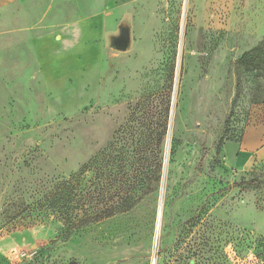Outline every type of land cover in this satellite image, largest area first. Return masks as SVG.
Returning <instances> with one entry per match:
<instances>
[{"label":"rangeland","instance_id":"rangeland-1","mask_svg":"<svg viewBox=\"0 0 264 264\" xmlns=\"http://www.w3.org/2000/svg\"><path fill=\"white\" fill-rule=\"evenodd\" d=\"M263 42L264 0L0 1V264H264V164L227 158L264 120ZM99 155L144 169L137 202L69 230L45 195Z\"/></svg>","mask_w":264,"mask_h":264},{"label":"trees","instance_id":"trees-1","mask_svg":"<svg viewBox=\"0 0 264 264\" xmlns=\"http://www.w3.org/2000/svg\"><path fill=\"white\" fill-rule=\"evenodd\" d=\"M243 60H246L251 69H257L259 72H264V42L256 47L252 54H244ZM167 131V126L161 132L159 137V145L163 143V135ZM141 145L140 147H142ZM203 152L201 163L204 161L206 152ZM137 155L142 156L141 151L136 152ZM117 157V156H116ZM104 158L99 155L86 164L79 171L70 176L69 179L63 180L56 185L53 191L45 195L46 206L53 212H57L63 216L64 225L69 229H76L87 224L102 221V219L117 215V213L129 211L136 204L137 200L133 197H123L121 194L129 193L133 187L132 183L138 173H143V168L139 166L128 165V169L121 167L122 159L116 160L112 163V169H103ZM136 160L134 158L133 162ZM156 166L152 173L156 175L155 182L157 185L161 178L162 171V150L155 152ZM102 161V163H101ZM92 171L91 184L83 189L80 182L88 174L87 171ZM116 198L117 200L113 199ZM71 264H81L74 261Z\"/></svg>","mask_w":264,"mask_h":264},{"label":"crops","instance_id":"crops-1","mask_svg":"<svg viewBox=\"0 0 264 264\" xmlns=\"http://www.w3.org/2000/svg\"><path fill=\"white\" fill-rule=\"evenodd\" d=\"M227 158L229 164L240 172L264 164V120L252 122L245 128L241 141L232 143Z\"/></svg>","mask_w":264,"mask_h":264},{"label":"water","instance_id":"water-1","mask_svg":"<svg viewBox=\"0 0 264 264\" xmlns=\"http://www.w3.org/2000/svg\"><path fill=\"white\" fill-rule=\"evenodd\" d=\"M133 43L132 22L130 19H123L117 28V31L108 35V46L120 51H128ZM162 214V208L160 209Z\"/></svg>","mask_w":264,"mask_h":264},{"label":"bare ground","instance_id":"bare-ground-1","mask_svg":"<svg viewBox=\"0 0 264 264\" xmlns=\"http://www.w3.org/2000/svg\"><path fill=\"white\" fill-rule=\"evenodd\" d=\"M161 208H162V206H161ZM159 213H160V211H159ZM159 228V227H158Z\"/></svg>","mask_w":264,"mask_h":264}]
</instances>
